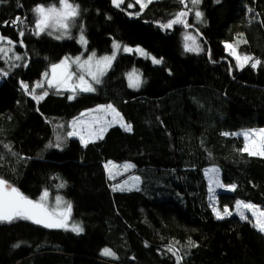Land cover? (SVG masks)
Returning a JSON list of instances; mask_svg holds the SVG:
<instances>
[{
    "label": "trees",
    "instance_id": "16d2710c",
    "mask_svg": "<svg viewBox=\"0 0 264 264\" xmlns=\"http://www.w3.org/2000/svg\"><path fill=\"white\" fill-rule=\"evenodd\" d=\"M69 1L81 19L57 40L35 32L33 10L61 0H0V35L12 45L0 56V179L28 199L49 191L71 206L66 227L0 221V264H264V232L237 216L218 219L205 177L217 166L234 186L219 193L222 207L242 201L264 211V158L235 136L264 128V0H199L188 12L181 0L144 9L132 0L121 8ZM181 12L183 23L163 27ZM187 30L198 52L185 50ZM80 33L87 53L104 56L119 42L160 63L119 53L92 92L40 85L53 65L83 54ZM225 44L260 63L238 68ZM132 71L142 75L139 90L128 84ZM101 105L114 106L127 129L111 127L86 144L68 135ZM110 164L131 169L111 179ZM129 176L140 186L116 190ZM105 249L114 255L102 256Z\"/></svg>",
    "mask_w": 264,
    "mask_h": 264
},
{
    "label": "rangeland",
    "instance_id": "374dc122",
    "mask_svg": "<svg viewBox=\"0 0 264 264\" xmlns=\"http://www.w3.org/2000/svg\"><path fill=\"white\" fill-rule=\"evenodd\" d=\"M132 1L134 2V0H132ZM154 1H157V0H140V3H136V4H138L140 7H141V5H143V7H141V8L144 9L150 3L154 2ZM181 1L184 4L185 12H188L187 9L190 10V9H194L195 7H197V5L193 6V4L191 3V0H181ZM125 2H126V0H124V2L121 3L119 7L115 6L113 4V2H112V5L116 8H121ZM66 3L70 4L71 6H73L77 9V14L75 16L71 17L67 21V24H68L67 29L66 30L65 29H60V30L46 29L45 31L39 32V33H47L57 40H62V39H65V38L72 36L74 31L78 28V21H79V19H81V17H80L81 11L78 8V6H76L75 4L72 3V1L66 0ZM50 7H55L59 10L61 8V2L58 5L50 6ZM45 8H49V7H45ZM131 8H133V6H131ZM182 21L183 22L185 21L184 16L182 17ZM35 32L36 33L38 32V30L36 28V24H35ZM62 33H63V35H62ZM58 36H61L62 38L58 39L57 38ZM81 36H83V38H84L83 43L80 40ZM187 36H191L195 39V45L194 46L198 50L193 51V52H198L201 49V46H200L197 35H195V33H193L191 30H187L185 32L184 37L186 38ZM0 38H2V39H0V48L4 49L3 52H0V56L5 57V56L9 55L10 50L12 48V45H11V43L10 44L8 43V41H9L8 39L2 37L1 35H0ZM77 41L81 45V47L83 48V54H81L80 56H77V57H66L62 61H60L59 63L55 64V65L60 66V67L56 68L55 73L53 72V66H54L53 65L52 68L50 69L49 75L41 82L40 85L46 84L49 87L56 88L60 91L69 92L71 94H75V93H79V92H92V91H83L82 88L85 86H91L92 89H95V85L98 83L96 82L95 79H93V76H96L99 79V83H100L103 76L109 71V69L113 65L115 58L119 53L136 54L138 57L149 59L152 62L154 60L160 61L159 59L155 58L153 55H151L150 53H148L146 50H144L141 47H131V46L123 45L119 42L113 43L111 53L106 54L104 56H99L96 53H87L88 42H87V37L85 36L84 33H80L78 35ZM186 43L191 45L192 42L186 41V39H185V44ZM114 45H119V48L117 49L116 47H114ZM225 47H226L228 54L236 61L238 68L242 69L246 66H249L252 63L251 59L248 60L247 62H245L243 58L246 56H240L233 46H231L229 44H225ZM125 48L129 49V51H124ZM138 49L142 50V51H138ZM105 57H114V58L111 59L110 62H103V58H105ZM90 58H91V60H90ZM98 61L101 62V63H99V65H97ZM86 62H89V63H86ZM155 64H159V63H155ZM241 65H243V67H241ZM131 73H135L140 77V85L137 88H134V87H130V88H132L134 90H139L142 86V83H143L142 75L137 71H132ZM81 77H83V83L81 82V79H80ZM127 81L129 84V74L127 76ZM41 97L38 98V100L39 99L41 100ZM108 106L109 105L98 106L94 109H91L87 112H84L78 119H75L71 124V128H72V132L75 131L77 134L72 135L71 137L77 138L81 141V136H83L85 138V140L87 141V143H90V142H95V141L103 138L105 136L106 132L111 127L119 126L121 128L127 129V123H126L125 119L123 118V116L121 115V113L114 106L111 105V108H109ZM261 130H264V128L255 129V130H244V131H240V132L236 133L235 136L242 138L244 140V144L248 145L249 151H246V152H248L249 154H250V152L256 153V154H250L251 156L264 158V154H260V142L262 139H264V137H262ZM243 133L249 134L247 139H245V136L243 135ZM84 144H86V143H84ZM112 167H113L114 171L110 172V168H112ZM108 169H109V177L111 179H114L115 177H117L123 173L128 172L131 169V166L130 165L117 166L115 164H110V165H108ZM213 169H215L214 172L211 171ZM205 177H206V181L208 183L209 201H210L212 210L214 211V208H215V209L219 210L221 213H223V209L225 207H222L220 205L219 200H218V195L221 192H227V193L233 192L234 188L232 187V185H228V184L224 183V181L222 179L221 170L217 166H212V167L208 168L205 171ZM214 181H218L219 184L223 185V187H217L216 183H214ZM140 183H141V180L139 177L129 176L126 179L116 183L115 189L118 191H130V190L138 188L140 186ZM210 188L212 189L211 191H210ZM45 192L48 193V196H47L46 200L44 201V204L48 210L51 211L53 209H57V207H58V211L67 212L68 204H67L66 199L63 196H61V195L52 196V194L49 191H44L42 193V195ZM41 196L38 199H35V200L30 199V200H32L34 202L40 201ZM57 197H59L60 201H61L59 206H57ZM237 202L233 205V207L227 206V208L229 209V212L231 214L225 215V216H223V218L237 216L240 219H242L240 213L243 212L247 218L242 219V220L252 222L253 225L258 230H260L256 224L257 216L253 215V211H256L257 215L259 214V212H264V211H262L258 206H255L251 203L242 202V201H239V202H241L242 204H251L254 206V209L253 210H246L242 207L238 209L237 208ZM214 213L216 215L215 211H214ZM68 220L69 219H67V221ZM103 252H104V250L102 251V256L105 257ZM106 257H108V255H106Z\"/></svg>",
    "mask_w": 264,
    "mask_h": 264
},
{
    "label": "snow or ice",
    "instance_id": "6c2138e0",
    "mask_svg": "<svg viewBox=\"0 0 264 264\" xmlns=\"http://www.w3.org/2000/svg\"><path fill=\"white\" fill-rule=\"evenodd\" d=\"M113 4L117 7L120 6L121 3L124 2V0H112ZM134 3H140V0H134ZM191 3L193 6L197 5L199 3V0H191ZM132 5L130 4L129 7ZM143 7V5H141ZM34 13L36 14L37 20H36V28L38 30L37 34L39 32H43L46 29H55V30H60V29H67L68 24L67 21L75 16L77 14V9L70 4L66 3V0H61V8L58 10L55 7H49L45 8L44 6H37L34 10ZM185 12H181L177 14L176 19L169 22L167 25H163V27H171L172 24L175 23H182V17L185 16ZM195 15L197 18L201 16L200 12H195ZM16 22H21L19 18H17ZM23 35V33H21ZM63 35V33H62ZM62 38L61 36L57 37ZM2 39V38H0ZM186 41H191V45L186 43L185 44V50L186 51H197L198 49L194 46L195 45V39L191 36H187ZM81 42H84L83 36L80 37ZM10 44L11 41H8ZM117 49L119 48V45H114ZM230 47V46H229ZM4 49L0 48V52H3ZM124 51H129V49L125 48ZM138 51H142L139 50ZM17 59H20V57H16ZM114 57H105L103 58V62H110L111 59ZM245 62L250 60V57H244L243 58ZM91 60V58H90ZM78 62V61H77ZM154 63H160L158 60H154ZM89 63V62H86ZM101 62H97V65H99ZM260 61H256L255 63H252V67L255 68ZM60 67L59 65H54L53 66V72L55 73L56 68ZM243 67V65H241ZM99 70V69H98ZM81 82L83 83V77L80 78ZM93 79L96 80L97 83H99V79L96 76H93ZM140 85V77L135 74L131 73L129 74V86L137 88ZM23 87L27 88V85H22ZM39 86V85H38ZM83 91H93L94 89L91 88V86H85L82 88ZM42 99V97H41ZM111 108V105L108 106ZM114 111V110H113ZM130 130V126L129 129ZM77 133L75 131L68 133L69 136L76 135ZM262 137H264V130H261ZM224 135H228V133H225ZM245 136V139L248 137V133H243ZM81 142L82 143H87L85 138L81 136ZM57 147L59 144L56 145ZM245 151H249L248 145H245ZM250 154H256L253 152H250ZM260 154H264V139L261 140L260 142ZM106 168L108 165L105 166ZM127 167V166H126ZM215 171V169L211 170ZM216 183L217 187H223V185L219 184L218 181H214ZM234 188V186H232ZM115 190V189H114ZM212 189L210 188V191ZM48 196V193L45 192L41 198L40 201H32L23 195H21L17 189L15 188H10L7 185V182L0 179V221H8L11 222L15 218H23V219H29L32 220L33 222L37 224H43L45 227L49 228H59V227H66V221H67V215L70 213V208L71 206H67V212H60L57 209L53 210H48L45 207L44 201L46 200ZM61 203L60 198L57 197V206H59ZM244 208L246 210H253L254 206L251 204H242L241 202H237V208ZM214 211L216 212V216L218 219H222L223 216L225 215H230L231 213L229 212V209L225 207L223 209V213H221L219 210L214 208ZM242 219H246L247 217L244 215L243 212L240 213ZM253 215L257 216V221L256 224L259 227L261 231H264V212H259L257 215L256 211H253ZM73 231L80 232L82 231L79 226L74 225L72 227ZM104 255H114L109 249H105L103 252Z\"/></svg>",
    "mask_w": 264,
    "mask_h": 264
},
{
    "label": "water",
    "instance_id": "95a60500",
    "mask_svg": "<svg viewBox=\"0 0 264 264\" xmlns=\"http://www.w3.org/2000/svg\"><path fill=\"white\" fill-rule=\"evenodd\" d=\"M67 210H68V209H67ZM70 214H71V208H70V213H68V215H67V218L70 217Z\"/></svg>",
    "mask_w": 264,
    "mask_h": 264
}]
</instances>
